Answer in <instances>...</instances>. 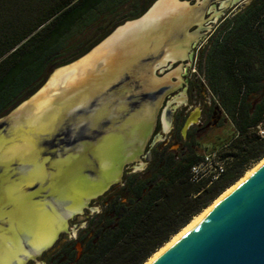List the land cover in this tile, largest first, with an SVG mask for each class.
I'll use <instances>...</instances> for the list:
<instances>
[{"label": "water", "instance_id": "obj_1", "mask_svg": "<svg viewBox=\"0 0 264 264\" xmlns=\"http://www.w3.org/2000/svg\"><path fill=\"white\" fill-rule=\"evenodd\" d=\"M206 5L155 0L52 69L0 116V264H27L62 233L73 236L81 223L70 227V219H84L86 208L94 212L90 202L141 159L166 95L179 85L174 72L158 76L157 68L188 51L196 35L189 29L200 24ZM198 111L186 119L184 134ZM145 264H264V160Z\"/></svg>", "mask_w": 264, "mask_h": 264}, {"label": "trees", "instance_id": "obj_2", "mask_svg": "<svg viewBox=\"0 0 264 264\" xmlns=\"http://www.w3.org/2000/svg\"><path fill=\"white\" fill-rule=\"evenodd\" d=\"M154 1L0 0V116L52 69L86 53ZM199 60L211 106L223 116L218 126L233 125L216 147L225 171L212 182L193 180L192 167L203 157L193 132L179 150L153 148L142 171L125 170L121 184L102 197L101 211L81 231L80 256L76 241L67 239L44 252L46 264H145L264 159V0L234 11Z\"/></svg>", "mask_w": 264, "mask_h": 264}, {"label": "rangeland", "instance_id": "obj_3", "mask_svg": "<svg viewBox=\"0 0 264 264\" xmlns=\"http://www.w3.org/2000/svg\"><path fill=\"white\" fill-rule=\"evenodd\" d=\"M188 1H190L191 4L201 3L204 1L207 2L206 11L203 15V19L200 21V24H195L189 29V32L196 33L195 38L190 44L188 51L184 55L176 59H169L167 63H165L162 67L157 68L156 71L158 76H165L174 72L171 75V81L178 82L179 85L166 95L158 115L156 127L145 148L144 153L141 156V159L137 162L131 163L130 166L126 168V170H131L133 166L141 164L142 162H146L147 165V161L144 158L145 153L150 151L152 148L167 145L171 150H179L183 146V140L181 141L179 137H172L170 141L167 140L170 130L165 129L167 122H165L164 110L170 105L171 113L175 116L178 112H184L187 109H192L193 112H196L197 107L201 108L203 105L209 103L210 92L207 88L204 76L199 71V56L201 49L207 43L214 27L219 23L220 19L225 14H233L234 11L239 10L251 0ZM189 129L190 132L195 133L196 139L199 143V151L203 154L207 151L216 149V147L221 145L223 140L232 134L233 125L230 122L220 126H214V124L207 126L205 124L203 125L202 123H198L192 124ZM143 169L137 170L135 172L142 171ZM107 193H109V191L90 202L89 207L95 206L97 209L94 212L87 208L84 210V219H82L83 221L81 222V227L77 230V232L73 236L68 233H62L51 249H53L57 244L66 241L67 239H74L76 241L75 247L77 251L78 246H80L82 250V243H78L81 239V231L86 228L88 224V218L101 211V199L102 197L106 196ZM77 220L78 217L75 215L72 219H70L69 226L73 227ZM48 251H50V249ZM27 264H46L44 261V253L39 256L37 260H30Z\"/></svg>", "mask_w": 264, "mask_h": 264}, {"label": "flooded vegetation", "instance_id": "obj_4", "mask_svg": "<svg viewBox=\"0 0 264 264\" xmlns=\"http://www.w3.org/2000/svg\"><path fill=\"white\" fill-rule=\"evenodd\" d=\"M232 15L233 14L228 13V14H225L220 19L219 23L214 27L212 33L210 34L209 39L219 30V28H221V27H223L225 25L226 19L231 17ZM207 43H208V41H207ZM211 105H212V103H211V100L209 98V103L208 104L203 105L201 108L199 107V111H198L199 112V120H198V122L193 123V124L202 123L203 125L205 124L207 126H209L211 124H214V126H218V124L221 121H224L222 119L223 116L221 114V111H219V108L217 106H211ZM211 107H213L212 110L210 109ZM191 113H193L192 109L191 110L187 109L184 112L180 111L175 116L172 115L171 110H170V112H166V114L164 113L165 122H167L166 127H167V129L170 130V134H169L168 139H167L168 141H170L172 137H176V138L179 137L181 139V141L183 140V145L185 144V142H186V140L188 138V134L190 132L189 131L190 127L187 129L186 134L183 133V127H184V124L186 122V119L188 118V116ZM198 130H200V129H198ZM152 149L150 150L151 154H152ZM151 157H152V155H151ZM144 158H145L146 161H149L151 159V158L148 159L146 156ZM129 166H130V164L126 168H128ZM126 168H125V170H126ZM130 172H135V171H133L131 169ZM117 186L118 185H115L113 187H117ZM87 209H89V208H87ZM76 216L78 217V220H77V222L75 224L81 223L83 220L80 219L79 215H76ZM78 243H82V239H80Z\"/></svg>", "mask_w": 264, "mask_h": 264}, {"label": "built area", "instance_id": "obj_5", "mask_svg": "<svg viewBox=\"0 0 264 264\" xmlns=\"http://www.w3.org/2000/svg\"><path fill=\"white\" fill-rule=\"evenodd\" d=\"M264 133V130H261ZM225 160L221 157L219 149H213L203 153L202 159L193 165L192 178L199 181L208 178L211 182L218 179L225 171Z\"/></svg>", "mask_w": 264, "mask_h": 264}, {"label": "bare ground", "instance_id": "obj_6", "mask_svg": "<svg viewBox=\"0 0 264 264\" xmlns=\"http://www.w3.org/2000/svg\"><path fill=\"white\" fill-rule=\"evenodd\" d=\"M173 4H174V0H167V5L172 6ZM263 160L258 162L253 168H251L249 171H247L245 173V175L240 180H238L234 185H232L230 188H228L220 197H218V199L216 201H218L221 197H223L231 189H233L237 183H239L242 179H244L247 175H249ZM215 202H213V203H215ZM212 204L208 208H206L203 212H201L198 216L194 217V219L190 222V224L187 227H185L177 235H175L165 246H163L158 252H156L147 262L154 259L157 255H159L165 248H167L173 241H175L182 233H184L190 226H192L198 219H200L211 208Z\"/></svg>", "mask_w": 264, "mask_h": 264}]
</instances>
